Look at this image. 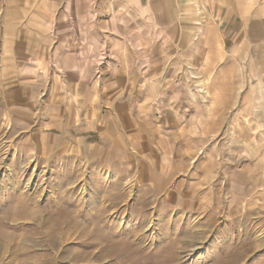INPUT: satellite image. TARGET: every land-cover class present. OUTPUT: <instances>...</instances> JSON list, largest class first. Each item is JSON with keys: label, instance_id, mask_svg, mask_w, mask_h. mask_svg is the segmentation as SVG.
Here are the masks:
<instances>
[{"label": "rangeland", "instance_id": "rangeland-1", "mask_svg": "<svg viewBox=\"0 0 264 264\" xmlns=\"http://www.w3.org/2000/svg\"><path fill=\"white\" fill-rule=\"evenodd\" d=\"M44 76L35 105H0V264H264V83L225 109L249 91L250 121L213 120L203 74L134 120L112 75Z\"/></svg>", "mask_w": 264, "mask_h": 264}, {"label": "crops", "instance_id": "crops-1", "mask_svg": "<svg viewBox=\"0 0 264 264\" xmlns=\"http://www.w3.org/2000/svg\"><path fill=\"white\" fill-rule=\"evenodd\" d=\"M51 71L66 90L89 85L92 73L112 75L105 100L134 108V120L164 88L175 94L177 78L203 74L224 112L213 120L250 121L249 91L239 102L247 112L225 109L245 75L264 83V0H0V105H35L28 95Z\"/></svg>", "mask_w": 264, "mask_h": 264}]
</instances>
